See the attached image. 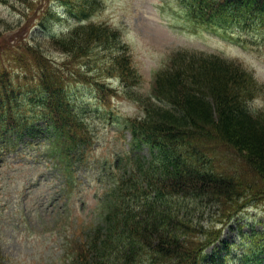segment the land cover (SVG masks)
<instances>
[{"label": "trees", "instance_id": "1", "mask_svg": "<svg viewBox=\"0 0 264 264\" xmlns=\"http://www.w3.org/2000/svg\"><path fill=\"white\" fill-rule=\"evenodd\" d=\"M60 2L68 18L74 15L78 20L67 31L53 34L49 44L69 59L95 51L105 55L103 73L117 74L143 113L110 117L123 138L131 136L128 148L97 164L104 190L98 197L99 221L83 233L66 230V250L54 264H206L208 259L223 264L220 252L206 253L222 235L216 224L206 229V220L214 222L219 216L217 222L226 224L264 201V84L235 61L182 50L171 56L169 67L157 71L151 94L137 96L131 88L140 84L141 76L129 46L117 29L90 20L102 0ZM180 3L193 22L239 25L257 18L264 28V0ZM29 49L40 70L38 78L25 77L33 82L18 85L8 69L0 70V160L23 144L40 148L38 154L53 166L55 177L63 179L62 192L69 203L82 183L78 168L90 165L96 142L86 116L90 110L72 98L69 81L92 83L103 104L118 89L105 80L90 82L80 70L66 72L36 45ZM27 59L22 55L20 64L26 67ZM257 98L263 104L253 110L251 102ZM111 115L112 108L104 110L103 117ZM39 137L43 139L36 144ZM215 144L242 155L254 179L248 173L241 177L220 170L210 150ZM144 148L147 157L139 153ZM252 233L255 258L245 253L239 264H264V232ZM225 247L230 260L231 246ZM5 262L0 251V264Z\"/></svg>", "mask_w": 264, "mask_h": 264}, {"label": "rangeland", "instance_id": "2", "mask_svg": "<svg viewBox=\"0 0 264 264\" xmlns=\"http://www.w3.org/2000/svg\"><path fill=\"white\" fill-rule=\"evenodd\" d=\"M59 1L62 0H0V70L8 69L18 85L33 82L25 77L38 78L40 70L29 49L36 45L66 72L80 70L90 82L105 80L118 90L105 98L108 102L104 105L92 83L69 81L72 98L90 110L86 116L96 136L90 165L78 168L82 183L71 202H67L62 192L63 179L56 178L53 166L44 155L38 154L40 148L27 149L23 144L17 152L0 160V251L6 264H54L66 250L67 231L75 228L77 233H83L86 227L96 225L101 210L98 197L104 195L97 179V164L123 154L124 146L127 149L131 140L129 134L127 139L121 136L110 117L115 116L117 120V116L137 117L143 113L139 103L124 91L117 74L109 77L103 73L108 61L105 55L95 51L89 57L69 59L49 44L53 34L67 31L78 20L74 15L68 18L70 13ZM90 18L92 22L117 29L129 46L133 64L141 76L140 84L131 88L137 96L151 94L157 71L169 67L171 56L182 50L201 51L235 61L264 84V28L257 18L250 23L246 19L245 24L240 19L236 21L239 25L230 21L229 25L222 26L200 24L186 16L180 0H102ZM22 55L28 58L26 67L20 64ZM64 62L71 64L65 66ZM262 104L261 98L251 102L253 110ZM111 108L112 115L103 117L104 110ZM41 139L36 138V144ZM210 150L220 170L235 172L241 177L248 173L254 179L245 158L233 148L215 144ZM139 153L147 157V148ZM2 161L8 166H2ZM219 220V216L214 222L206 220V229L216 224L222 232L221 239L206 250L207 255L220 252L225 257L223 264H239L245 253L253 260L257 252L252 229L264 232V201L253 203L231 222L221 224ZM228 243L234 256L230 260L226 257ZM206 264H211L210 259Z\"/></svg>", "mask_w": 264, "mask_h": 264}]
</instances>
